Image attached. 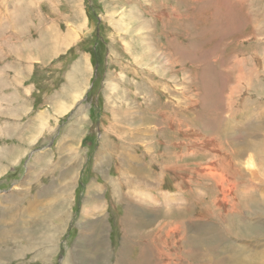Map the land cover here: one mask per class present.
<instances>
[{
	"label": "rangeland",
	"instance_id": "rangeland-1",
	"mask_svg": "<svg viewBox=\"0 0 264 264\" xmlns=\"http://www.w3.org/2000/svg\"><path fill=\"white\" fill-rule=\"evenodd\" d=\"M204 136L248 188L233 216L192 173ZM252 142L264 0H0V264H264Z\"/></svg>",
	"mask_w": 264,
	"mask_h": 264
},
{
	"label": "bare ground",
	"instance_id": "bare-ground-1",
	"mask_svg": "<svg viewBox=\"0 0 264 264\" xmlns=\"http://www.w3.org/2000/svg\"><path fill=\"white\" fill-rule=\"evenodd\" d=\"M227 2V1H226ZM224 3V2H223ZM221 4V3H220ZM219 5V4H218ZM229 5V4H228ZM221 6V5H220ZM218 7V6H217ZM216 7V8H217ZM224 7V6H223ZM221 10V9H220ZM222 11V10H221ZM125 13V12H124ZM155 13V12H154ZM163 13V12H162ZM118 14V13H117ZM166 14V13H165ZM214 14H215V11H214ZM221 14V13H220ZM82 15V14H81ZM111 16H113V15H111ZM216 16V15H215ZM110 17V16H109ZM174 17V16H173ZM177 17V16H176ZM231 17V16H230ZM84 18V17H83ZM178 18V17H177ZM176 18V19H177ZM113 19V18H112ZM81 20H82V18H81ZM80 20V22H82ZM129 20V19H128ZM230 20V19H229ZM232 20V19H231ZM109 21V20H108ZM117 21V20H116ZM179 21V20H178ZM117 23H118V21H117ZM225 24V23H224ZM116 25V24H115ZM120 25V24H119ZM227 25V24H226ZM78 27H80V26H78ZM83 27H84V25H83ZM118 28H119V26H118ZM143 28V27H142ZM226 28V27H225ZM83 29V28H82ZM79 31H80V28H79ZM75 32V31H74ZM72 34V33H71ZM76 34V33H75ZM74 35V34H73ZM75 36V35H74ZM72 39H71V37L68 35L65 39H63V43L65 44V45H67L68 43H70V41H71ZM124 48V47H123ZM57 54V53H56ZM31 58V57H30ZM29 58V59H30ZM238 62H239V60H238ZM86 63V62H85ZM241 64V63H240ZM29 68H30V70H31V66H29ZM240 71V70H239ZM30 72V71H29ZM246 74V73H245ZM244 74V75H245ZM258 74V73H257ZM239 75V74H238ZM237 75V76H238ZM252 75V74H251ZM254 75V74H253ZM252 75V76H253ZM73 77V76H72ZM86 77V76H85ZM256 77V76H255ZM252 80V79H251ZM249 81V80H248ZM247 81V82H248ZM72 82H74V81H71V83ZM252 82H255V81H253L252 80ZM250 83V82H249ZM75 84H76V81H75ZM118 84V83H117ZM116 84V85H117ZM236 84H238V83H236ZM243 84V83H242ZM75 86V85H74ZM83 86V85H82ZM237 86V85H236ZM72 87V86H71ZM79 87V86H78ZM236 87H232V90H234ZM240 88H242V87H239L238 86V90L240 89ZM72 89V88H71ZM189 89V88H188ZM230 89H231V87H230ZM73 90H75V89H72L71 91H73ZM196 90V89H195ZM241 90V89H240ZM243 90V89H242ZM76 92H77V90H75ZM246 91V90H245ZM239 92V91H238ZM72 93V92H71ZM246 93V92H245ZM74 94V93H73ZM236 94H237V92H236ZM78 96H80V98L82 97L81 96V94L80 93H76L75 94V97H77V98H79ZM189 96V95H188ZM245 96V95H244ZM192 97V96H191ZM227 97V96H226ZM72 98V97H71ZM73 99V98H72ZM71 99V100H72ZM185 100H187V98L185 99ZM225 100V99H224ZM67 101V100H66ZM194 101V100H193ZM236 101V100H235ZM228 102V101H227ZM242 102V101H241ZM258 101H256V103H257ZM188 103H190V102H188ZM219 103V102H218ZM245 103V102H244ZM255 103V104H256ZM67 103H65V102H62L61 101V104H57V112L58 113H62V112H64L65 110H66V108L68 109V107H67V105H66ZM71 104V103H70ZM191 105H192V103H190ZM189 104V105H190ZM242 104V103H241ZM69 105V104H68ZM75 105V104H74ZM212 105V104H211ZM215 105V104H214ZM238 105V104H237ZM245 105V104H244ZM243 105V106H244ZM249 105H251V103L249 104ZM248 105V106H249ZM70 106V105H69ZM72 106V105H71ZM85 106V105H84ZM248 106L245 108V109H248ZM211 107V106H210ZM215 107V106H214ZM82 108V107H81ZM235 108V107H234ZM213 109V108H212ZM216 109V108H215ZM222 109V108H221ZM244 109V110H245ZM81 110V109H80ZM188 110V109H187ZM213 111H215V110H213ZM210 112V111H209ZM226 112H227V114H228V116H230V117H232V116H234V115H236L237 114V112L236 111H233V110H231L230 108H226ZM181 115V114H180ZM185 115V114H184ZM183 115V116H184ZM212 115V114H211ZM215 115H217V114H215ZM37 121H36V128H38V129H40V130H42V129H44V128H47V117L44 115V114H38L37 116ZM212 117H213V115H212ZM224 118V117H223ZM176 119V118H175ZM182 119V118H181ZM172 120V119H171ZM230 121V120H229ZM175 122H177V121H175ZM169 126V125H168ZM178 126H180V125H178ZM257 126V125H256ZM170 127V126H169ZM173 127V126H172ZM171 127V128H172ZM258 127V126H257ZM196 128V127H195ZM236 128V127H235ZM186 130V129H185ZM196 130V129H195ZM194 130V131H195ZM228 130H230V132H232V133H234L235 131H236V129H234V126L233 125H228ZM182 131V130H181ZM205 131V130H204ZM203 131V132H204ZM192 133H193V131H191ZM199 132V131H198ZM196 133V132H195ZM195 133H193V134H195ZM214 133V132H213ZM227 133V132H226ZM180 134H182V133H180ZM185 134H186V132H185ZM184 134V135H185ZM198 135L200 134V133H197ZM209 134V133H208ZM202 135V134H201ZM206 135V134H205ZM214 135H216V134H214ZM223 135V134H222ZM196 136V135H195ZM208 136V135H207ZM200 137V136H199ZM203 137V136H202ZM201 137V138H202ZM205 137V136H204ZM217 137V136H216ZM216 137H210V138H206V139H203V140H200L201 142H200V144L198 145V147H199V153H201V154H203V155H208V153L206 152V150H205V148L203 147L202 148V150L200 149V147H202V146H208V147H210L211 148V155H213V157L215 156V158L214 159H208V160H206L205 162H203V163H199L195 168H194V171H192V173L194 172L195 174H198L200 177H202V178H208V180H212V184H211V186H212V188H213V192L214 193H216L215 194V197H214V199H213V201H214V203H215V205L216 206H218L219 207V209L221 208V206H222V208H224V207H226L225 208V216H228V214H230V216H233L234 214H237V211L239 210V208H238V206L239 205H237V204H235V202H234V200L232 199L231 200V196H232V192H236V193H238V195H240V199L242 198V195L245 193V194H248V188H247V186L246 185H242L243 184V181H241L239 184H237V181L236 180H238V177H236V175L233 173V171H235L236 172V170H234L233 168H232V164L234 163V161L236 162V160H234V161H232V160H226L227 159V156L230 154L229 153V151H228V149L225 147V145L224 144H222V142H224V141H219L218 139H216ZM226 137V136H225ZM237 137V136H236ZM191 138V137H190ZM231 139V138H230ZM235 141V140H234ZM233 141V142H234ZM197 143V142H196ZM191 145H192V143H190ZM226 145H227V143H226ZM230 145V144H229ZM258 145H260V142L258 141L257 142V146ZM179 146V145H178ZM197 146V145H196ZM255 146H256V144H255ZM253 146V142L252 143H250V148H251V152H249L248 154H250L251 153V155L249 156L250 158H246L247 159V168H251L252 169V172L250 173L251 174V178L254 176V178H255V180L256 181H259V182H263V179H264V160L263 161H261V164L258 166V159L260 158V157H264V152H261L260 150L258 151L257 149H258V147L256 146ZM232 147V146H231ZM232 148H234V147H232ZM189 149V148H188ZM197 149V148H196ZM236 150H235V155H236V157L240 154V153H238V150H239V148H235ZM190 150V149H189ZM195 151V150H194ZM191 152V151H190ZM192 153V152H191ZM194 153V152H193ZM196 153V152H195ZM186 154V153H185ZM239 156H241V155H239ZM246 156V155H245ZM251 156H253L254 157V159H252L251 158ZM209 157V156H208ZM13 160V159H12ZM238 160H241L240 158L238 159ZM257 160V161H256ZM242 162H243V160H242ZM180 164V163H179ZM176 165H178V164H176ZM226 165H227V167H226ZM174 166V165H173ZM175 167V166H174ZM177 167V166H176ZM185 167V166H184ZM188 168V167H187ZM235 168V167H234ZM191 169V168H190ZM237 169H238V166H237ZM177 170V169H176ZM192 170V169H191ZM243 170V169H242ZM242 170H241V173H243L242 172ZM240 171V170H239ZM238 171V172H239ZM171 172V171H170ZM237 172V173H238ZM171 173H173V172H171ZM240 173V172H239ZM175 174H176V172H175ZM174 175V174H173ZM184 175H186V173L184 174ZM187 175H189V174H187ZM196 176V175H195ZM199 176H197V177H199ZM245 176V175H244ZM241 177H242V174H241ZM235 178H237L236 180H235ZM244 178V177H243ZM68 179V178H67ZM202 180H204V179H202ZM201 180V181H202ZM205 183L207 182V180L206 181H204ZM203 183V182H202ZM246 183V182H245ZM66 184H68L67 183V181H66V183H64V185L65 186H67ZM204 184V183H203ZM205 185V184H204ZM261 185V184H260ZM209 186H210V183H209ZM208 188V187H207ZM207 191V190H206ZM211 191V190H210ZM212 192V191H211ZM210 193V192H209ZM207 195H209V194H207ZM206 196V195H205ZM249 196V195H248ZM209 197H211V196H209ZM250 197V196H249ZM260 197V199H261V204H263V206H264V194H263V196L261 197V196H259ZM213 198V197H212ZM254 198H256V195L254 196ZM166 200H167V198H166ZM209 201V200H208ZM211 202V201H210ZM209 202V203H210ZM239 202V201H238ZM213 203V204H214ZM174 205V204H173ZM206 205V204H205ZM204 205V206H205ZM214 208V207H213ZM219 211V210H218ZM247 213H248V215L249 216H251V217H258V218H260V219H262L263 221H264V208H262V207H253L251 210H249V211H247ZM127 214V213H126ZM212 214V213H211ZM221 216V215H220ZM223 218V217H222ZM131 220V219H130ZM221 220V219H220ZM222 220H224V219H222ZM132 221V220H131ZM230 224V223H229ZM167 225H168V223H167ZM261 225V224H260ZM159 233V232H158ZM168 233V232H167ZM263 238L264 237V233H262V234H260L259 236H257V238ZM256 239V238H255ZM1 240V239H0ZM260 240V239H259ZM2 241H3V239H2ZM263 250H264V248H263ZM263 259V258H262ZM226 260V259H225ZM2 263V262H1ZM229 264V263H228Z\"/></svg>",
	"mask_w": 264,
	"mask_h": 264
},
{
	"label": "trees",
	"instance_id": "trees-1",
	"mask_svg": "<svg viewBox=\"0 0 264 264\" xmlns=\"http://www.w3.org/2000/svg\"><path fill=\"white\" fill-rule=\"evenodd\" d=\"M94 55H95V54H94ZM94 55H93V56H94ZM94 63L96 64L97 62H96V59L93 58V62H92V64L95 65ZM100 64H101V63H100Z\"/></svg>",
	"mask_w": 264,
	"mask_h": 264
}]
</instances>
